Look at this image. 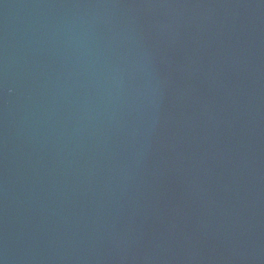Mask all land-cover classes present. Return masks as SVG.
Returning <instances> with one entry per match:
<instances>
[{"label":"water","instance_id":"1","mask_svg":"<svg viewBox=\"0 0 264 264\" xmlns=\"http://www.w3.org/2000/svg\"><path fill=\"white\" fill-rule=\"evenodd\" d=\"M0 264H264V0H0Z\"/></svg>","mask_w":264,"mask_h":264}]
</instances>
